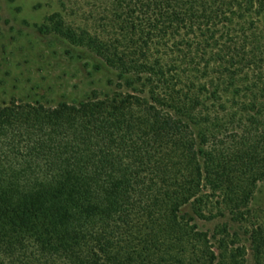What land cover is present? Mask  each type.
<instances>
[{"label": "trees", "instance_id": "16d2710c", "mask_svg": "<svg viewBox=\"0 0 264 264\" xmlns=\"http://www.w3.org/2000/svg\"><path fill=\"white\" fill-rule=\"evenodd\" d=\"M56 1L113 82L0 101V264H264V0Z\"/></svg>", "mask_w": 264, "mask_h": 264}, {"label": "rangeland", "instance_id": "374dc122", "mask_svg": "<svg viewBox=\"0 0 264 264\" xmlns=\"http://www.w3.org/2000/svg\"><path fill=\"white\" fill-rule=\"evenodd\" d=\"M55 11H61L56 0H0V101L55 103L111 89L112 71L91 52L40 30ZM249 207L264 210V183ZM197 224L207 231L215 225ZM247 262L253 264L250 256Z\"/></svg>", "mask_w": 264, "mask_h": 264}]
</instances>
